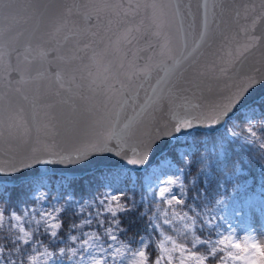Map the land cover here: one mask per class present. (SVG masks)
I'll use <instances>...</instances> for the list:
<instances>
[{
    "label": "snow or ice",
    "instance_id": "1",
    "mask_svg": "<svg viewBox=\"0 0 264 264\" xmlns=\"http://www.w3.org/2000/svg\"><path fill=\"white\" fill-rule=\"evenodd\" d=\"M0 264H264V0H0Z\"/></svg>",
    "mask_w": 264,
    "mask_h": 264
},
{
    "label": "water",
    "instance_id": "2",
    "mask_svg": "<svg viewBox=\"0 0 264 264\" xmlns=\"http://www.w3.org/2000/svg\"><path fill=\"white\" fill-rule=\"evenodd\" d=\"M158 159V158H157ZM155 163V161H153V164ZM89 172L87 171V170H82V172H81V174L82 175H85V174H88ZM77 177H79V176H77Z\"/></svg>",
    "mask_w": 264,
    "mask_h": 264
},
{
    "label": "trees",
    "instance_id": "3",
    "mask_svg": "<svg viewBox=\"0 0 264 264\" xmlns=\"http://www.w3.org/2000/svg\"><path fill=\"white\" fill-rule=\"evenodd\" d=\"M159 159V158H158ZM155 165V164H154ZM254 167V170H255V166H253ZM85 178H90V176H91V174L90 173H88V174H85V175H83ZM77 178H79V177H77Z\"/></svg>",
    "mask_w": 264,
    "mask_h": 264
},
{
    "label": "rangeland",
    "instance_id": "4",
    "mask_svg": "<svg viewBox=\"0 0 264 264\" xmlns=\"http://www.w3.org/2000/svg\"><path fill=\"white\" fill-rule=\"evenodd\" d=\"M155 164V163H154Z\"/></svg>",
    "mask_w": 264,
    "mask_h": 264
}]
</instances>
